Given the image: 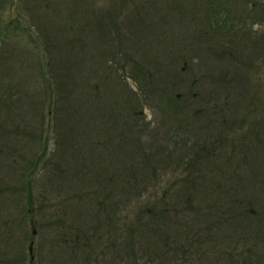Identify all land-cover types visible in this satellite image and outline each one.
I'll use <instances>...</instances> for the list:
<instances>
[{
	"label": "rangeland",
	"instance_id": "1",
	"mask_svg": "<svg viewBox=\"0 0 264 264\" xmlns=\"http://www.w3.org/2000/svg\"><path fill=\"white\" fill-rule=\"evenodd\" d=\"M49 1L0 0V92L9 82L15 84L21 81L23 76L17 70L23 58L31 59V65L35 56L25 57L20 53L22 45L26 43L33 48V55L38 51L44 56V60L43 48L49 45L53 51V48L58 46L56 50H59V56L56 55L54 60H59L60 64L62 60L66 62L74 60L73 69L76 75L80 74V68L86 73L89 72L91 74L89 78L93 79V73L96 72L87 65L89 59L84 64H80L75 56L76 48L68 51V54L65 53L66 48L77 45L76 35L82 31L79 30V25L82 28L86 27L80 15L87 14L89 23L96 26V30H105L107 40L96 35L95 41L102 38L106 41L103 44L107 48H111L115 42V39L111 38L113 36L111 28H114L112 24H115L116 19L122 24V29L120 28L122 31L140 29L145 24L146 18L158 22L154 23L153 37L149 39L150 47L163 54L164 57L161 56L158 60L165 61L167 71L171 70L168 57L170 53L167 51L169 50L176 59L170 84L173 85L171 86L173 93L178 92L181 101L178 107L173 106L172 109H170L172 106L168 107L167 114L159 108V105H163V101L158 97L147 99L139 95L138 99L141 102L143 115L150 123L149 130L151 132L156 130V135L159 134L157 139L154 137L152 140L153 147L156 152H160L157 148L165 149L160 155L164 160L162 169L158 171L162 179L158 184L160 188L158 193L161 194L162 188H168V191L163 192L167 202L165 207L167 216L164 219L151 210L149 212L142 210L143 204L139 202L141 196L134 201L133 211L128 212L125 189L110 191L108 188L99 196V200H95L98 201L96 203L93 196H90L91 193L86 191L94 189L95 185L91 186L93 180L89 184H82L79 188H76L75 184L69 187V182L65 186L61 185L63 182L52 186L44 178L42 180L47 170L41 167L42 163L38 164L40 158L37 159V156L41 149H46L45 153L49 155L54 148L53 140L49 137L43 148L37 146L34 139L26 138L24 125L22 126L26 119L21 118L24 109L21 103H18L16 90L7 99L5 98L4 103L0 101V264H236L233 258L226 261L222 258V253H226L227 247L232 246L222 244L218 240H221L223 232H219L215 227L214 234L210 236L204 233V224L197 222L205 212H209L208 207L202 206V203L193 199H186L183 205L179 203L181 194L186 190L183 185L190 187L191 183L189 186V183L178 179L185 177L186 174L201 177L200 172L192 167L194 161L190 162V156L182 155L181 152L190 148L195 142L198 151L202 152L201 144L209 134L215 136L214 134H218L222 128L220 120L223 114H228L231 108L234 114L237 109L235 107L239 105L236 76L238 69L244 68L242 66L239 68L238 53L234 52L230 56L226 54L218 60L204 58L205 54L195 50L187 52L191 42L187 30L188 27L194 26L190 24L192 19L188 23L186 17L184 19L175 15L178 11L173 7L174 4L168 5V1L157 6L149 5L151 3L149 0H127L123 7L121 0H63L64 7L61 8H54ZM261 2L264 4V0ZM243 4L245 5L244 2ZM243 4L241 9L244 7ZM69 6H74L72 14H69ZM132 10H138L141 14L132 13ZM47 11L55 16L53 17L56 20L53 23L55 28L49 24L50 19L46 16L42 17ZM139 15H142L141 20ZM164 22L165 24H162ZM242 25L246 26L250 33V35L244 34V39L252 38V40L248 39L247 47L249 60L253 64L250 72L254 76L249 90L257 89L259 101L262 103L264 102V55L261 53L264 54V38L259 44L255 42L257 44L255 49L253 39L264 36V21L260 23L259 20H253L252 23L249 19H244ZM170 26L175 29H171ZM148 27L150 28L151 25ZM174 30L176 36L178 31L187 32L183 37L184 42L176 40V45H173L167 41L163 34L168 37L174 36L172 33ZM159 36H162L164 42L159 40ZM223 41L226 46L227 40ZM192 44L196 46L194 42ZM86 50L94 52L89 46ZM197 50L202 51L203 48L197 47ZM206 53L208 54L209 50ZM64 54L66 59L63 57ZM101 55L107 59L106 62L114 63L110 53ZM184 58L187 61L183 60ZM98 61L96 62L101 63L100 58ZM66 62L55 74L60 75L65 71L68 66ZM120 62L121 65L115 64L120 68L116 70L117 74L132 89L138 91V81L135 80V76L144 75L133 73L132 65L125 64L123 58ZM91 63L92 60L88 64ZM45 68L46 72L50 73V68ZM132 73L134 75H131ZM35 76L36 72L33 78ZM62 76L65 77L64 74ZM10 93L8 91L5 97ZM225 100L232 104L228 110ZM247 101L248 105L244 112L249 108L250 98ZM23 103L27 107L24 100ZM210 104L216 106V112L210 108L208 115L207 108ZM94 110L101 111L97 106H94ZM212 119L216 126H206V123ZM247 128L248 125L245 130ZM26 129L28 130L27 127ZM235 134L241 136L242 131H237ZM146 136H143L145 140ZM149 146L147 141L145 147L149 148ZM167 157L170 165L166 163ZM263 159L264 155L263 158H257L258 163ZM251 162L254 163L253 160ZM36 163L38 165L32 166ZM260 168L257 173L255 168L246 173L248 179L264 180V165L262 167L261 164ZM201 174L207 176L208 171H203ZM27 186H30L31 200H28ZM247 188L248 196L256 192L249 186ZM153 190L150 189L149 193L157 196ZM76 193L78 195H75ZM70 196L75 199H71ZM253 213L256 211L253 210ZM193 226L196 230L192 229ZM257 239L262 243L260 238ZM30 241H32L33 259H30L28 250ZM259 252L261 249H257V253ZM222 261L224 263H221ZM253 261L252 255L246 254L245 261L237 264Z\"/></svg>",
	"mask_w": 264,
	"mask_h": 264
},
{
	"label": "trees",
	"instance_id": "2",
	"mask_svg": "<svg viewBox=\"0 0 264 264\" xmlns=\"http://www.w3.org/2000/svg\"><path fill=\"white\" fill-rule=\"evenodd\" d=\"M126 1L121 0L123 7ZM165 1H168V5L174 4L173 7L178 11L175 15L184 19L186 17L188 23L192 19L190 24L194 26L188 27L187 30L191 39L187 52L195 50L205 54L204 58L218 60L226 54L230 56L235 52L238 53L239 68L240 66L244 68L238 69V76H236L239 82L236 85L239 87L237 91L240 98L237 100L239 105L235 107L237 108L235 113L233 114L234 111L231 108L228 114H223L220 120L222 128L218 134H214L215 136L209 134L205 142L201 144L202 152L198 151L196 142L181 152L182 155L190 156V162L194 161L192 167L200 172L201 177L191 174L179 177L178 180L189 183V186L191 183L190 187L183 185L186 190L181 194L179 203L183 205L186 199H193L202 203V206L208 207L209 212H205L197 222L204 224V233L210 236L214 234L215 227L219 232H223L221 240L218 239L220 243L232 245L226 246V253H222L225 261L233 258L236 264L240 261L244 262L248 254L252 255L254 261L244 264L255 262L264 264V180L248 179L246 176V173L253 168L257 173L261 169L260 165L262 164V167L264 165V159L261 163L257 161V158H263L264 155V102L260 103L257 89L249 90L254 76L250 72L253 64L249 60L247 47L248 39L252 40V38L244 39L243 35H250V33L246 26L242 25L244 19H249L252 23L253 20H259L260 23L264 21V4L261 0H149L151 2L149 5L158 6ZM49 2L54 8L64 7L63 0ZM242 4L244 7L241 9ZM73 7L69 6V14L74 12ZM131 12L141 14L138 10ZM45 16L50 19L49 24L55 28L53 26L56 21L53 19L55 16L48 11L47 14L46 12L42 14L43 18ZM80 18L85 21L86 27L82 28L79 25V30L82 31L76 35L77 45L66 48L65 53L68 54V51L76 48L75 56L80 64H84L88 59L89 62L92 60V63L88 64V62L87 65L95 70L94 78H89L91 74L80 68V74L76 75L73 69L74 60H68V62L62 60L61 64L58 63L59 60H54L56 55L59 56V50H56L58 46L52 51V47L45 44L44 60V56H41L42 54L38 51L33 55V48L26 43L22 45L20 53L25 57H35L32 58L31 65V59L23 58L17 70L23 76L21 81L15 84L9 82L7 86H4L0 92V101L4 103L5 98L7 99L17 90L18 103H21L24 109L21 118L26 119L22 123L26 138L34 139L37 146L44 148L49 137H52L54 148L50 154L46 155V149H41L37 156V159L40 158L38 164L42 163L41 167L47 170L42 180L44 178L52 186L60 185L61 182L64 183L61 185L65 186L69 182V187L75 184L76 188L84 183L89 184L93 180L91 186L95 185L94 189L86 191L91 193L90 196H93L94 201L99 200V196L108 188L110 191L125 189L126 201L129 205L128 212L133 211L134 201L141 196L139 202L143 204L142 210H148V212L151 210L165 219L167 202L163 192L168 191V188H162L161 194L158 193L160 191L158 184L162 180L158 171L162 169L164 160L160 155L165 149L157 148L160 152H156L153 147L152 140L154 137L157 139L159 134L156 135V130L152 132L149 130L150 123L143 115L138 96L143 95L147 99L158 97L163 101V105H159V108L167 114L168 107L172 106L170 109L173 106L178 107L180 97L178 92L173 93L171 89L173 85L170 84L177 61L168 50L171 70H165L167 67V64H164L165 61L158 60L161 56L164 57L163 54H159L160 52L150 47L149 39L153 37L154 23L158 22L146 18L144 27L122 31V24L116 19L115 24H112L114 28H111L113 30L111 38L115 39V42L111 48H107L103 44L106 41L102 38L95 41L96 35L107 40L105 30H96V26L89 23L87 14L80 15ZM139 19L141 20L142 17ZM148 25L151 27L149 28ZM174 31H172L174 36L171 37L163 34L167 41L173 45H176V40L184 42L183 37L187 32L178 31L176 36ZM263 38L264 36L253 39L254 49ZM88 40L89 43H87ZM159 40L164 42L162 36H159ZM223 40H227L226 46ZM168 42L165 43L170 44ZM193 42L196 46H193ZM88 46L92 47L94 52H88L86 50ZM197 47L203 50H197ZM109 53L114 63L106 62L107 59L101 55L105 56ZM261 55H264L263 52ZM63 57L65 58V54ZM97 57L100 58L101 63L96 62ZM122 58L125 64L132 65L133 73L144 75L135 76V80L138 81V91L132 89L116 72L120 68L115 64L121 65ZM183 60L187 61L186 58ZM65 62L68 64L65 71L60 75L55 74L61 66L65 65ZM45 67L50 68V73L46 72ZM34 72H36L35 78H33ZM133 73L131 75H134ZM63 74L65 77L62 76ZM8 91L11 93L5 97ZM249 98L251 100L249 108L244 112ZM225 104L227 110L232 107V104L226 100ZM94 106L101 111H95ZM200 108L203 107L200 106ZM210 108L216 112V106L210 104L207 108L208 115ZM206 124L210 127L216 126L214 119ZM247 125L248 128L245 130ZM237 131H242V135L237 136L235 134ZM15 135L17 137V133ZM144 135H147L146 140ZM147 141L150 144L149 148L145 147ZM166 163L170 165L169 158ZM38 164H32V166ZM180 165L182 166L183 163ZM203 171H208L207 176L201 174ZM248 186L256 191L252 196L247 195ZM29 187L27 186V194L28 200H31ZM152 188L157 196L149 193ZM144 194L146 196H143ZM70 198L75 199L73 196ZM253 210L256 213H253ZM192 229L196 230V227L193 226ZM257 249H261V252L257 253Z\"/></svg>",
	"mask_w": 264,
	"mask_h": 264
},
{
	"label": "water",
	"instance_id": "3",
	"mask_svg": "<svg viewBox=\"0 0 264 264\" xmlns=\"http://www.w3.org/2000/svg\"><path fill=\"white\" fill-rule=\"evenodd\" d=\"M28 250H29V252H30V257H31V259L34 257V255L32 254V241H30V244H29V246H28Z\"/></svg>",
	"mask_w": 264,
	"mask_h": 264
}]
</instances>
